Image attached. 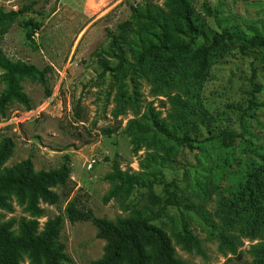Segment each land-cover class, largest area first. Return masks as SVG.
<instances>
[{"label":"rangeland","instance_id":"rangeland-1","mask_svg":"<svg viewBox=\"0 0 264 264\" xmlns=\"http://www.w3.org/2000/svg\"><path fill=\"white\" fill-rule=\"evenodd\" d=\"M33 1L0 0V10L25 9ZM36 1V11L19 14L0 35V49L12 60L51 69L46 85L32 77L22 80L30 108L13 96L7 116L0 119V138L13 140L0 174L27 158L35 171L57 169L68 155L71 178L67 187H52L60 194L57 203L40 200V214L10 194L12 209H0V224L12 222L18 235L23 221L36 220L40 234L50 219L61 215L67 264H97L106 240L91 222L67 217L68 200L76 196L98 217L117 223L135 211L145 212L154 196L166 199L173 192L191 208L169 205L168 215L153 223L171 236L177 258L187 264H261L263 230L249 227L247 209L237 207L230 223L223 210L244 174L264 166V53H243L238 45L222 52L220 44L207 38L211 64L199 90L185 85L193 71L187 66L173 80L160 82L156 66L146 63L133 73L127 62L120 64L119 54L134 61L132 51L152 30L144 14L172 20V0ZM190 1L201 22L215 32H264V0ZM132 7L138 10L135 16ZM28 19L40 24L32 38L27 36L31 29L21 23ZM131 19L133 31L123 40L121 25ZM254 70L263 90L252 97ZM2 74L0 69V93L5 87ZM176 100L198 101L208 124L181 120ZM152 113L178 136L194 128L193 145L163 139L152 128ZM226 128L237 132L229 147L218 137ZM124 174L150 179L153 188L137 186L107 199ZM183 221L200 239L202 252L177 241ZM21 262L35 264L28 254Z\"/></svg>","mask_w":264,"mask_h":264},{"label":"trees","instance_id":"trees-1","mask_svg":"<svg viewBox=\"0 0 264 264\" xmlns=\"http://www.w3.org/2000/svg\"><path fill=\"white\" fill-rule=\"evenodd\" d=\"M175 6V16L172 20H165L144 14L152 30L147 37H141L137 47L132 51L130 61L120 53V64L127 62L136 73L144 64L156 66L159 71L160 82H165L179 75L187 66L193 71L189 75V88L199 90L202 86L211 64V56L205 39L211 38L220 44V51L224 52L235 45L243 53H264V32H254L246 35L237 29H225L218 33L206 28L205 23L195 14L190 0H172ZM34 0L25 9L4 11L0 10V35L5 34L9 27L22 14L29 9L36 11ZM205 10L212 14L211 8L205 4ZM133 11L138 10L132 7ZM133 19L125 21L122 25L120 38L125 40L133 31ZM28 27V38L40 28V24L33 19L21 22ZM0 69L3 71L2 81L4 89L0 93V119L7 116V105L14 96L21 100L28 108L30 101L23 90L22 80L26 77L37 79L47 84V74L50 66L40 67L36 64L8 58L0 49ZM255 70L250 78L252 90L249 94L261 92L263 87L256 81ZM52 90L47 87V95ZM176 105L182 110L180 119L190 123L198 122L208 124V114L198 101L182 102L176 100ZM152 128L161 134L165 140L173 139L180 143L192 146L194 128H187L183 136H178L175 129L168 128L159 121L155 114H151ZM191 125V123H190ZM145 131V130H144ZM237 136L232 129H222L221 137L224 146L229 147ZM163 139L160 141L163 142ZM13 140L10 137L0 138V167L11 153ZM57 169L35 171L31 158L24 160L15 170H7L0 174V209H12L10 194L16 195L21 203L35 214L43 212L39 206L40 200L55 204L60 199V194L52 187L60 184L69 185L71 178L70 157ZM153 188L150 179H142L135 174H124L107 194V199L119 194L130 193L135 187ZM152 205L147 206L145 212L135 211L130 217L120 219L114 223L105 218L98 217L93 209L86 207L75 196L68 200L65 213L71 221H89L97 228V235L106 240L104 256L97 264H187L175 256V248L171 236L159 225L153 223L163 216H167L168 206H183L190 209L189 204L181 202L176 193L169 192L163 199L160 195L154 196ZM248 212L247 224L252 230L262 229L264 232V166L251 168L246 172L237 187L236 193L225 204L223 213L228 223L236 217V208ZM64 218L59 215L46 223L45 229L38 234L36 220L23 221L20 233L17 235L12 230V222L0 224V264H22L24 254H28L35 264H67L69 261L65 253V244L60 240ZM176 239L187 249L202 252L200 239L193 234L183 221L182 228L176 232ZM259 262L264 264V244L259 248Z\"/></svg>","mask_w":264,"mask_h":264}]
</instances>
